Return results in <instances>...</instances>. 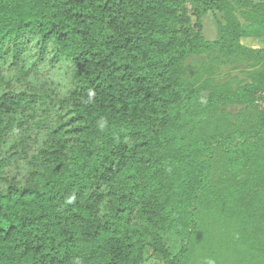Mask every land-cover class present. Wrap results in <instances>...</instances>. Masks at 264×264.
<instances>
[{
	"label": "trees",
	"instance_id": "1",
	"mask_svg": "<svg viewBox=\"0 0 264 264\" xmlns=\"http://www.w3.org/2000/svg\"><path fill=\"white\" fill-rule=\"evenodd\" d=\"M246 37L264 0H0V264H264Z\"/></svg>",
	"mask_w": 264,
	"mask_h": 264
},
{
	"label": "rangeland",
	"instance_id": "2",
	"mask_svg": "<svg viewBox=\"0 0 264 264\" xmlns=\"http://www.w3.org/2000/svg\"><path fill=\"white\" fill-rule=\"evenodd\" d=\"M205 34L208 39H216L217 36V29H216V23L213 18V16L209 15L206 16L205 18ZM243 43L252 46V47H261L264 46V42L251 38V37H246L243 39ZM230 71L228 68H222V70L218 73V79L223 80L227 75H229ZM237 74V73H233ZM168 239L171 244L172 251L175 252L178 250L179 245H180V240L178 237H176L173 234H170L168 236ZM142 264H167V259L162 257L159 254H154V253H148L146 256V259L143 261Z\"/></svg>",
	"mask_w": 264,
	"mask_h": 264
}]
</instances>
